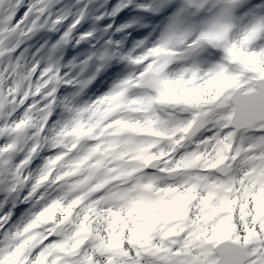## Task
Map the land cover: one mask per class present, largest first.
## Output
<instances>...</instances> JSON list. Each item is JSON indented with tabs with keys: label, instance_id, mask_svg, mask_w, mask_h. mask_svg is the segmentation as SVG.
<instances>
[{
	"label": "snow or ice",
	"instance_id": "snow-or-ice-1",
	"mask_svg": "<svg viewBox=\"0 0 264 264\" xmlns=\"http://www.w3.org/2000/svg\"><path fill=\"white\" fill-rule=\"evenodd\" d=\"M0 264H264V0H0Z\"/></svg>",
	"mask_w": 264,
	"mask_h": 264
}]
</instances>
